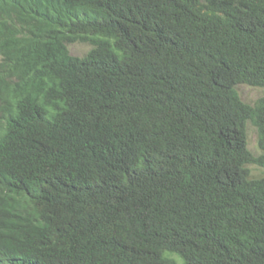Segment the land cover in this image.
Listing matches in <instances>:
<instances>
[{
	"label": "trees",
	"instance_id": "obj_1",
	"mask_svg": "<svg viewBox=\"0 0 264 264\" xmlns=\"http://www.w3.org/2000/svg\"><path fill=\"white\" fill-rule=\"evenodd\" d=\"M238 85L264 0H0V264H264Z\"/></svg>",
	"mask_w": 264,
	"mask_h": 264
},
{
	"label": "rangeland",
	"instance_id": "obj_2",
	"mask_svg": "<svg viewBox=\"0 0 264 264\" xmlns=\"http://www.w3.org/2000/svg\"><path fill=\"white\" fill-rule=\"evenodd\" d=\"M67 47L71 55L78 57L83 56L89 49V46L80 43L70 44ZM236 90L238 92L240 99L247 104H253L256 100L264 96V87L257 88L246 85H238L236 87ZM246 134H247V147L249 151L254 156H258L260 154V150L257 147L256 130L250 123H247L246 125ZM246 167L249 170L250 176L252 178H258L264 176V169L257 167L255 165H247Z\"/></svg>",
	"mask_w": 264,
	"mask_h": 264
}]
</instances>
